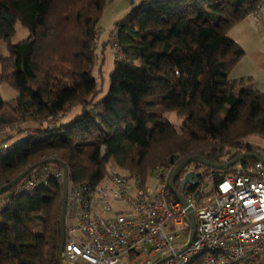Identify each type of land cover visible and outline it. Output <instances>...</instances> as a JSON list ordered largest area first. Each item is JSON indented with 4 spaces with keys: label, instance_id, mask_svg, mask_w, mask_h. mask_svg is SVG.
I'll list each match as a JSON object with an SVG mask.
<instances>
[{
    "label": "trees",
    "instance_id": "1",
    "mask_svg": "<svg viewBox=\"0 0 264 264\" xmlns=\"http://www.w3.org/2000/svg\"><path fill=\"white\" fill-rule=\"evenodd\" d=\"M109 1L0 0V41L9 53L0 56V81L18 92L12 103L0 97V128L15 130L0 147V188L41 163L60 171L64 164L75 183H98L109 164L145 182L148 170L176 169L195 156L225 164L261 151L248 140L264 138V93L250 78H231L245 52L229 32L264 0H140L114 25L123 56L97 102L93 46ZM17 22L29 37L12 44ZM75 107L82 114L60 124ZM29 123L40 127L16 129ZM191 165L200 176L190 191L232 169ZM21 184L0 196V264H62L64 182L51 177L33 192Z\"/></svg>",
    "mask_w": 264,
    "mask_h": 264
},
{
    "label": "built area",
    "instance_id": "2",
    "mask_svg": "<svg viewBox=\"0 0 264 264\" xmlns=\"http://www.w3.org/2000/svg\"><path fill=\"white\" fill-rule=\"evenodd\" d=\"M263 14L264 4L249 17L264 24ZM117 33L112 30L111 46L121 60ZM258 156L264 160V149ZM231 168L195 191L196 185L182 187L187 173L179 176L175 186L190 211L170 189L175 164L154 172L156 194L140 177L108 169L96 184L69 181L63 264H256L264 253V164L243 160ZM51 177L64 182L63 171L42 166L21 190L33 192Z\"/></svg>",
    "mask_w": 264,
    "mask_h": 264
},
{
    "label": "rangeland",
    "instance_id": "3",
    "mask_svg": "<svg viewBox=\"0 0 264 264\" xmlns=\"http://www.w3.org/2000/svg\"><path fill=\"white\" fill-rule=\"evenodd\" d=\"M140 0H111L109 1L104 9L100 18V22L97 27V38L94 43L93 49L96 51L98 57L93 69V73L97 78L98 89L101 90V94L96 99L97 102L102 101L108 94V90L110 87V75L114 71L115 68V55L111 46V33L112 30L115 29L114 25L116 22L122 20L133 7L137 6ZM29 37V30L24 27L20 22H17L15 25V35L11 39L12 44H17ZM8 46L7 43L0 41V56L8 57ZM1 71V70H0ZM18 96V92L14 87H12L7 81H0V97L3 102L12 103ZM4 106H0V114L4 111ZM82 114L81 107L73 108V111L62 118L60 124H67L74 120L78 115ZM169 120L175 124L177 128L180 127L181 120L175 114L167 115ZM17 127V128H16ZM17 130H24V132H29L30 130H35L36 127H40L37 124H25L23 126H16ZM15 131L11 126H4L0 128V147L3 145L4 141L10 137V135ZM27 135H18L9 143L5 144L7 150L10 148H14L20 141L24 140ZM248 141L252 144L258 145L261 150L264 149V138L261 137H252ZM194 166H189L186 170H192ZM158 168L154 170H148L147 175L145 176V182H147L148 186L152 189V193L156 194L159 192L160 184L156 177V173H154ZM108 170L117 174L126 175L130 177H140L138 174H134L129 171H125L115 166L114 164L108 165ZM203 171V170H202ZM25 179V178H24ZM23 179V180H24ZM22 180V181H23ZM203 184H208L210 187L209 179H205ZM256 264H264V253L259 258Z\"/></svg>",
    "mask_w": 264,
    "mask_h": 264
},
{
    "label": "water",
    "instance_id": "4",
    "mask_svg": "<svg viewBox=\"0 0 264 264\" xmlns=\"http://www.w3.org/2000/svg\"><path fill=\"white\" fill-rule=\"evenodd\" d=\"M247 158H253L254 160L259 161V162L264 164V160L261 159L256 154H242V155L236 157L235 159H233L232 161L225 163V164L211 163V162L207 161L206 159L199 157V156L189 158L186 161L182 162L174 171L173 176L171 178V182H170V189L174 193V195L176 196L177 200H179L185 206V208H187L190 211V208H189L187 202L185 201L183 195L176 189V186H175L177 179L179 178V176L182 174V172L189 165L196 163V164H199L201 166H206V167H209V168L214 169V170L227 171L231 167L235 166L238 162H242L243 160H246ZM47 163L48 164L57 163V161L51 160V161H48ZM44 164H46V163H41V164H38V165L32 167L31 169H29V170L25 171L24 173H22L21 175H19L14 181H12L9 184L1 187L0 188V196L9 192L16 185H18L26 176H28L33 170L43 166ZM60 165L62 166L63 173H64V199H63V208H62V215H61V221H60L61 244H60L59 259H60V262L63 264L62 252H63L64 242H65V220H66V207H67L69 174H68L67 167L62 163H60ZM199 176H200V174H198V173H188L185 176V178L182 180V187L185 188V186L187 184L194 185V186L197 185ZM190 221H191V230H192L191 231V237H190V242H191L194 238L195 228H196L195 218L192 214L190 217Z\"/></svg>",
    "mask_w": 264,
    "mask_h": 264
},
{
    "label": "crops",
    "instance_id": "5",
    "mask_svg": "<svg viewBox=\"0 0 264 264\" xmlns=\"http://www.w3.org/2000/svg\"><path fill=\"white\" fill-rule=\"evenodd\" d=\"M229 37L245 52L231 78H250L252 86L264 93V24L248 17L230 30Z\"/></svg>",
    "mask_w": 264,
    "mask_h": 264
},
{
    "label": "flooded vegetation",
    "instance_id": "6",
    "mask_svg": "<svg viewBox=\"0 0 264 264\" xmlns=\"http://www.w3.org/2000/svg\"><path fill=\"white\" fill-rule=\"evenodd\" d=\"M186 173L188 174V173H196L195 171H193V170H188V171H186ZM185 173V174H186ZM191 186L190 185H186L185 186V188H190Z\"/></svg>",
    "mask_w": 264,
    "mask_h": 264
}]
</instances>
